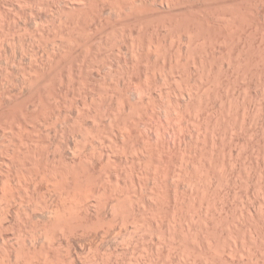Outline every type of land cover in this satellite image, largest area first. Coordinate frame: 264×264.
Returning a JSON list of instances; mask_svg holds the SVG:
<instances>
[{
	"label": "rangeland",
	"instance_id": "obj_1",
	"mask_svg": "<svg viewBox=\"0 0 264 264\" xmlns=\"http://www.w3.org/2000/svg\"><path fill=\"white\" fill-rule=\"evenodd\" d=\"M0 218V264H264V0H0Z\"/></svg>",
	"mask_w": 264,
	"mask_h": 264
},
{
	"label": "bare ground",
	"instance_id": "obj_2",
	"mask_svg": "<svg viewBox=\"0 0 264 264\" xmlns=\"http://www.w3.org/2000/svg\"><path fill=\"white\" fill-rule=\"evenodd\" d=\"M81 1H83V0H81ZM86 1H87V0H86ZM88 1H93V0H88ZM155 2H156V1H155ZM156 3H157V2H156ZM143 5H144V4H143ZM11 74H12V73H11ZM18 98H19V97H18ZM124 127H125V126H124ZM125 129H127V128H125ZM124 135H125V134H124ZM130 135H131V134H130ZM130 135H129V136H130ZM125 136H126V135H125ZM65 166H66V167L68 166V170H67V171H70L71 169L74 168V167L72 168V165H71V168H70V165H69V164H66ZM64 168H65V167H64ZM64 168H63V169H64ZM69 168H70V169H69ZM81 168H82V169H81ZM81 168H80L81 172H82V170H83V171L85 170L83 167H81ZM66 169H67V168H66ZM73 170H74V169H73ZM73 170H71L70 173H71ZM75 170H76V172L78 171L76 167H75ZM75 170H74V171H75ZM80 170H79V171H80ZM74 171H73L72 173H74ZM64 172H66V171H64ZM76 172H75L76 178H74L72 182H74V180H78V181H76V182H77V184H79V181H80L81 176H80V178H79V175H78V174H79L80 172H78V173H76ZM84 172L86 173V171H84ZM84 172H82L81 175H83ZM61 173H62V172H61ZM67 173H68V175H69V172H67ZM72 173H71L70 175H73ZM87 173H89V171H88ZM75 175H74V177H75ZM90 175H92V174L90 173ZM86 176H89V174H86ZM41 177H42V176H41ZM44 177H45V176H44ZM44 177H42V178H44ZM68 177H69V176H68ZM71 177H72V176H70V178H71ZM83 177L85 178V175H84ZM46 178H47V177H46ZM70 178H69V181H70ZM72 178H73V177H72ZM35 179H36V178H35ZM39 179H40V178H39ZM87 179H88V177H87ZM82 180H83V179H82ZM43 181H44V180H43ZM85 181H87L86 178H85ZM90 181H91V179H90ZM90 181H89V182L87 181V182L92 184V182H90ZM35 182H36V180H35ZM38 182H41V181H38ZM67 182H68V179H67ZM83 182H84V181H83ZM83 182L81 181L80 183H82L83 185H86V183L84 184ZM74 183H75V182H74ZM88 183H87V185H88ZM68 184L70 185V183H68ZM68 184H66V185H68ZM66 185H65V186H66ZM69 185H68V186H69ZM83 185H82V186H83ZM68 186H67V187H68ZM69 187H70V186H69ZM71 187H72V185H71ZM76 187H77V186L75 185L74 189H75ZM85 187H86V189H84ZM87 187H89V186H84V188H81V184H80L79 187H77V188H80V189H82V190L84 189L83 191H85V193H86V190L89 191V190L87 189ZM65 188H66V187H65ZM72 188H73V187H72ZM77 188H76V189H77ZM67 189L71 191V192H69L70 195H71V194H72V190H71L70 188H67ZM118 189H119V188H118ZM118 189L115 188V190H118ZM68 190H67V191H68ZM77 191H79V189H77ZM120 191H121V190H120ZM74 192L76 193V190H74ZM79 192H81V191H79ZM104 192H106V191H104ZM67 193H68V192H67ZM81 193H82V192H81ZM81 193H80V194H81ZM65 194H66V192H65ZM78 194H79V193H78ZM111 194H112V193H111ZM59 195H60V194H59ZM61 195H62V194H61ZM61 195H60V196H61ZM70 195L67 194V198L69 199L68 201H70V198H71ZM81 195H82V194H81ZM81 195H80V196H81ZM62 196H63V197H66V195L64 196V194H63ZM62 196H61V197H62ZM69 196H70V198H69ZM75 196L77 197V194H76ZM82 196H83V195H82ZM159 196H160V195H159ZM58 197H59V196H58ZM61 197H60V198H61ZM63 197H62V198H63ZM73 197H74V195H73ZM76 197H74V198H76ZM62 198H61V200H62ZM80 198H81V197H80ZM102 198H103V196H102ZM116 198H117V197H116ZM119 198H120V197H119ZM119 198L116 199V200H117V203H116V205H114V207H115L116 209L118 208V209H119L118 211H123L122 213H120V215H123V217H122L123 225H124L125 227H127L126 224L128 223V221H127L128 217L132 216L133 211L138 210V209H137L136 206H135V202H134V200H133V197H132L129 193H126V194L124 195V198H122V199H119ZM58 199H59V198H58ZM64 199H65V198H63V201H64ZM71 199H72V198H71ZM77 199H78V198H77ZM82 199H83V198H82ZM48 200H49V199H48ZM48 200H45V201L48 202ZM61 200H60V201H61ZM75 200H76V199H75ZM83 200L85 201V198H84ZM45 201H44V202H45ZM57 201H59V200H57ZM60 201H59V202H60ZM63 201H62V203H65V202H63ZM66 201H67V200H66ZM68 201H67V202H68ZM72 201H73V200H72ZM80 201L82 202L81 199H80ZM86 201H87V200H86ZM86 201H85V203H86ZM76 202H77V201H76ZM87 202H88V201H87ZM100 202H101V201H100ZM53 203H54V202H53ZM53 203H52V204H53ZM55 203H56V202H55ZM69 203H70V202H69ZM73 203H75V202H73ZM85 203H82V204H85ZM88 203L90 204V202H88ZM104 203H105V204H104ZM43 204L46 206V204H48V203H46V204L43 203ZM43 204H40V206H39L40 208L38 207L40 210H41V208L44 207ZM67 204H68V203H67ZM89 204H88V206H89ZM101 204H102V203H101ZM101 204H100V207H101ZM103 204H104L105 206H104ZM103 204H102L103 207H106V202H103ZM7 205H10V204H7ZM41 205H42L43 207H42ZM48 205H49V204H48ZM57 205H58V204H57ZM77 205H78V206H77ZM77 205H76V206L79 207V203H78ZM85 205H87V204H85ZM54 206H55V205H54ZM59 206H60V205H59ZM67 206H68V205H67ZM70 206H71V205H70ZM72 206H74V205L72 204ZM80 206L82 207V205H80ZM60 207H61V206H60ZM62 207H64V205H63ZM81 207H80V208H81ZM83 207H84L85 210H88V209H89L87 206H86V207H87L88 209H86L84 205H83ZM89 207H90V206H89ZM100 207H99V209H100V211H102V210H101L102 208H100ZM207 207H208V206H207ZM9 208H10V207H9ZM9 208H8V210H9ZM45 208H46V207H44V210H46ZM48 208H49V207H48ZM52 208H53V207H52ZM58 208H59V207H58ZM80 208H79V209H80ZM120 208H121V210H120ZM135 208H136V209H135ZM6 209H7V208H6ZM49 209H50V208H49ZM54 209H55V208H54ZM67 209H68V208H67ZM82 209H83V208H82ZM90 209H91V208H90ZM103 209H104V208H103ZM50 210H51V209H50ZM58 210H59V209H58ZM58 210H57V211H58ZM62 210H63V209H62ZM62 210H60V211H62ZM80 210H81V209H80ZM95 210H96V209H95ZM105 210H106V209H105ZM105 210H104V211H105ZM5 211H6V210H5ZM5 211H4V214H5ZM42 211H43V209H42ZM47 211H48V210H46V212H47ZM53 211H54V210H53ZM53 211H52V212H53ZM100 211H99V212H100ZM106 211H107V210H106ZM15 212H16V211H15ZM18 212H19V211H18ZM18 212H16V214H17ZM43 212H44V211H43ZM52 212H51V213H52ZM62 212H63V211H62ZM87 212H88V211H87ZM87 212L85 211L84 213L87 214ZM96 212H97V211H96ZM99 212H97V213L99 214ZM102 212H103V211H102ZM57 213H58V212H57ZM59 213H60V212H59ZM59 213H58V214H59ZM88 213H89V212H88ZM4 214L1 215V217L3 216V218H4ZM6 214H7V213H6ZM6 214H5V216H6V218H7L8 215H6ZM8 214H9V213H8ZM26 215H27V213H26ZM54 215H55V213H54ZM18 216H19V215H18ZM28 216H29V215H27L26 217L28 218ZM8 218H9V217H8ZM29 218H30V216H29ZM0 219H2V218H0ZM3 220H4V219H3ZM6 220H7V219H6ZM32 220H33V219H32ZM32 220H31V221H32ZM0 222H3V221H0ZM112 224H113V223H112ZM112 224H111V226L113 227L114 224H113V225H112ZM1 225H2V227H3V224H2V223H1ZM111 226L108 227V229H107L108 231H109V228H110V229L112 228ZM114 226H115V225H114ZM0 227H1V226H0ZM2 227H1L0 229H2ZM122 227H123V226H122ZM123 228H124V227H123ZM5 229H6V228H5ZM8 229H9V228L7 227L6 230H8ZM113 229H114V228H112L111 230H113ZM107 230H106V231H107ZM111 230H110V231H111ZM110 231H109L108 233H110ZM106 233H107V232H105V234H106ZM115 236H116V235H115ZM53 238H54V237H53ZM113 238H115V237H113ZM50 240H51V239H50ZM48 243H49V245H50V243L52 244V240L49 241ZM46 245H47V244H46ZM22 247H23V246H22ZM22 247H20V249H21ZM44 247L47 248L48 246H44ZM23 248H24V247H23ZM78 254H79V253H78ZM0 255H1V254H0ZM68 255H69V254H68ZM80 255L82 256V253H81V252H80L79 256H80ZM17 256H18V255H17ZM17 256H16V257H17ZM1 257H2V256H1ZM66 257H67V259L70 260V261L73 260V259L71 260V257L69 258V256H66ZM4 258H5V257H4Z\"/></svg>",
	"mask_w": 264,
	"mask_h": 264
}]
</instances>
